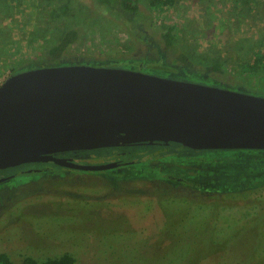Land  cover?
<instances>
[{
  "label": "rangeland",
  "instance_id": "obj_1",
  "mask_svg": "<svg viewBox=\"0 0 264 264\" xmlns=\"http://www.w3.org/2000/svg\"><path fill=\"white\" fill-rule=\"evenodd\" d=\"M140 6L122 14L101 0H0V87L26 70L84 65L264 97V71L249 66L264 44V0ZM170 27L176 41L168 46ZM71 29L78 41L54 59L50 48ZM63 156L82 165L132 163L12 169L17 177L0 195V253L14 264L65 254L76 264H264V150L171 142Z\"/></svg>",
  "mask_w": 264,
  "mask_h": 264
},
{
  "label": "water",
  "instance_id": "obj_2",
  "mask_svg": "<svg viewBox=\"0 0 264 264\" xmlns=\"http://www.w3.org/2000/svg\"><path fill=\"white\" fill-rule=\"evenodd\" d=\"M177 142L264 150V97L141 71L84 65L15 74L0 87V170L34 163L83 171L59 153Z\"/></svg>",
  "mask_w": 264,
  "mask_h": 264
},
{
  "label": "trees",
  "instance_id": "obj_3",
  "mask_svg": "<svg viewBox=\"0 0 264 264\" xmlns=\"http://www.w3.org/2000/svg\"><path fill=\"white\" fill-rule=\"evenodd\" d=\"M98 2V0H96ZM104 3L106 9H111L112 11L122 13V14H137L140 12V3L141 0H101ZM177 0H150L151 8H168L172 7L176 4ZM114 14V13H113ZM174 27H170L164 33V37L168 46H171L176 41V36L174 34ZM79 39V31L76 29L68 30L64 36L52 46L49 50V54L54 59H59L63 56V54L68 51ZM183 61L188 65L191 64L189 58L187 56H183ZM250 68H253L256 72L264 71V44L259 47L255 52L254 59L249 62ZM39 67V66H38ZM210 69H214L216 71L222 72L224 71L222 68L213 67ZM170 144V143H169ZM169 144L167 143H146V144H138L136 146H127L121 148H143V147H167ZM120 148V147H118ZM33 165V164H32ZM35 166L39 164H34ZM0 264H14L10 255L8 253H0ZM23 264H76V259L74 256L70 254H65L59 258H50L46 261L40 262L33 257H26L23 261Z\"/></svg>",
  "mask_w": 264,
  "mask_h": 264
},
{
  "label": "flooded vegetation",
  "instance_id": "obj_4",
  "mask_svg": "<svg viewBox=\"0 0 264 264\" xmlns=\"http://www.w3.org/2000/svg\"><path fill=\"white\" fill-rule=\"evenodd\" d=\"M63 154L64 153H59V154H57V156L64 158ZM127 163L131 164L132 162L126 161V163H120L121 165L119 167H121V166H123V165H125ZM32 164H39L40 168H43V166L45 168L46 167H52L53 165L54 166H58V167L61 166V165L56 164L54 161H46V162H34V163L20 164V165L13 166V167H10V168L5 169V170H0V195L3 192V189L6 188L7 184L10 183L13 179H15L17 177V175H15L13 173L11 174V170L12 169H15V168L23 166V165L24 166H26V165L30 166ZM61 167H64V166H61ZM45 168H44V170H45ZM64 168H67V169H70V170L72 169V168H68V167H64ZM30 173H32V172H30ZM30 175H32V174H30ZM61 176H63V175H61Z\"/></svg>",
  "mask_w": 264,
  "mask_h": 264
}]
</instances>
